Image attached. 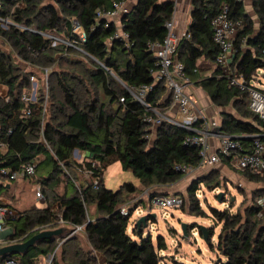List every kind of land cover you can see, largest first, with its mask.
Masks as SVG:
<instances>
[{"label":"trees","instance_id":"obj_1","mask_svg":"<svg viewBox=\"0 0 264 264\" xmlns=\"http://www.w3.org/2000/svg\"><path fill=\"white\" fill-rule=\"evenodd\" d=\"M125 1L0 0V40L8 47V51L0 50V85L7 88V95L0 96V142L4 144L0 169L13 172L41 157L35 176L44 199L43 208H30L11 222L13 234L8 239L26 236V241L44 230H62L60 238L42 240L24 254L6 256L0 262L10 258L19 264H40V258L56 249L51 264H165L160 256L166 249L163 237L158 236L153 244L150 236L143 238V226L139 231L133 226L131 238L129 216H122L120 208L145 189L178 183L183 174L174 167L195 169L200 158L195 146L185 144L194 132L166 122L152 129L143 122L146 110L126 90L150 86L146 103L163 111L168 107L164 85L153 80L157 63L151 47L165 38L164 23L173 17L174 3L137 0L119 22L128 36V47H124L120 39H112L115 25L104 27L105 21L96 12ZM222 5L227 6L229 18L243 21L232 41L235 53L230 67L248 87L264 92L257 78L259 72L264 74V0H252L256 22L245 13L241 0H190L189 37L179 42L176 58L190 84L221 109L220 133L238 138L247 150L251 137L258 135L264 144V121L249 110L248 92L229 87L217 66L204 75L216 65L218 47L212 39L211 19ZM2 20L7 21L6 28ZM72 23L85 34L84 42ZM46 35L67 40L78 49L63 44L52 47ZM22 66L38 69L42 78L47 71V92L42 83L25 118L21 95L29 92L33 75ZM74 151L82 155L80 161L73 158ZM115 163L130 172L141 188L124 183L117 190L106 189L102 175ZM220 164L235 169L229 159ZM84 169L91 172L89 178L83 176ZM242 176L264 184V173L242 172ZM94 179H100L97 189L92 188ZM209 183L205 176L193 179L186 199L179 195L182 210L206 217L195 193ZM214 183L217 187L218 182ZM259 201H264V190L242 211L208 207L212 226L206 228L205 244L215 254L211 264H264V206ZM134 204L145 207L147 200ZM91 207L93 216L88 212ZM145 216L146 226L154 217ZM76 226H82L87 248L78 234L70 235ZM193 229L202 239L200 226L185 224L187 235ZM59 240L63 242L57 247Z\"/></svg>","mask_w":264,"mask_h":264},{"label":"built area","instance_id":"obj_2","mask_svg":"<svg viewBox=\"0 0 264 264\" xmlns=\"http://www.w3.org/2000/svg\"><path fill=\"white\" fill-rule=\"evenodd\" d=\"M125 13H127L125 2H113L111 4V9L105 12L97 11L96 16L105 21L104 27H107L109 24H114L117 30L112 39H120L124 47H128V36L121 31V26L118 23L119 17L123 16ZM2 22L1 26L6 27L8 24L7 21L2 20ZM72 25L73 31L77 34L80 42H84L85 34L79 30L77 23H72ZM242 27L243 21L241 19L229 18L227 15V6H220L217 14L211 19L212 39L218 47L215 64L220 68L221 75L227 79L229 87H235L240 91L248 92L249 110L264 121V92L253 87H248L245 81L241 77L236 76L230 67L231 60L235 53L232 41ZM164 28L166 30L165 38L159 45H154L151 48L153 50V57L157 63V70L153 74V80L155 83L161 82L164 85L169 98L168 107L163 111L160 107L149 106L146 103L145 98L151 90L150 86L143 85L137 88L126 89L127 93L146 110L147 115L143 118V122L148 124L152 129L166 122L194 132V136L185 139V144L197 148L200 163L195 169L185 165H176L174 167L175 170L183 174V177L203 166L217 165L222 159H229L230 164L241 173L246 172L252 175H262L264 173V144L260 141L258 135L251 137L253 139L252 144L249 149L245 150L239 143L238 138L222 135L221 133L213 134V129L219 126L214 120L204 119L195 115L193 112L195 109L193 98L187 92L190 80L184 73L183 64L176 58V50L179 42L183 38H188L189 36L186 31L180 32L179 34L176 33L173 19L165 22ZM46 36L51 41L52 47L57 44H63L66 47L78 49L67 40L53 35ZM262 54L264 55V50ZM105 71L110 73L107 69H105ZM43 74V88L46 93L47 71L44 70ZM29 81L31 84L29 92L22 93L21 95V101L24 104L22 112L23 118L31 114L32 110L30 105L35 103L36 100V82L34 77L30 76ZM120 102H123V99H120ZM197 122L200 123L198 126ZM211 137H215L217 140V146L214 148V152L211 151L209 142ZM3 145L4 144L0 142V147H3ZM44 145L45 148L49 150V147L46 144ZM73 155H77V151L76 154L73 153ZM39 161L40 157H36L13 172L0 169V177H3L0 183L5 184V182H13L20 179L32 180L35 177L36 166ZM93 165L94 163H92V166ZM82 174L85 178H89L91 172L84 169ZM99 185L100 179H94L92 181L93 189H97ZM34 192V196L37 200H43L42 192L38 185L35 187ZM146 200L147 204L145 207L142 206L139 208V205L134 207L132 205L122 206L120 208V214L124 217H128L131 212L134 211L137 213L139 210L137 214L146 213L145 215H147L153 208H179L182 204V198L175 194H148L146 195ZM259 203L264 206V201H259ZM18 217H22V213H18L10 207L0 205V245H11L24 242L26 236L14 238L13 240L8 239L9 234H13V231L12 228L7 226V223L9 221H15ZM58 222L61 225L63 224L61 217H59ZM132 227L129 229L131 230ZM82 232V226H76L72 229L70 235L80 234ZM4 234L7 236L5 239H2V235ZM62 242L63 240H59L57 242V247ZM55 250L53 253L42 258V264H51ZM0 264L19 263L14 259L7 258L0 262Z\"/></svg>","mask_w":264,"mask_h":264},{"label":"rangeland","instance_id":"obj_3","mask_svg":"<svg viewBox=\"0 0 264 264\" xmlns=\"http://www.w3.org/2000/svg\"><path fill=\"white\" fill-rule=\"evenodd\" d=\"M22 69L32 73L36 82L35 89H40L41 84H44V77L42 78L39 70L28 66H22ZM257 78L263 83L261 88L264 89V74H260L259 72ZM192 98L195 104L197 99L195 96H192ZM203 102L204 99H202V103H199V105L203 106ZM214 118L217 119V117ZM77 155H80V153L77 152ZM75 160L79 161L80 158H75ZM115 167L116 165L109 166L104 173V186L106 189L114 191L117 190L121 184H135L136 180L130 172L123 171V173L118 174L120 171L117 172ZM204 176L206 178L208 177L210 186L207 187L203 184L199 186L195 193V197L198 199L200 207L206 212V217L200 218L190 215L187 210L184 211L181 207L164 209L153 208L148 212V214H154V220H148L147 225L143 226L142 235L143 238L150 236L153 244H155L158 236L163 237L166 249L160 252V256L165 264H211L215 259V254L207 248L206 244L196 233V230H190L189 235L185 238L182 235L180 225L183 223L186 225L194 224L205 228L211 227L212 220L210 219L208 207L211 206L218 210L229 209L230 212H235L238 209L242 211L253 201L254 196L257 197V193L264 190L263 183L248 181L242 176L241 172L223 166L222 164L198 168L192 173L184 176L178 183L166 188L169 189L168 192L170 194H177L186 199V191L191 185L192 180ZM36 180L37 177L35 176L32 181L18 180L16 184L10 183L12 186H17L5 192L2 195L1 202L16 209L18 213H23L30 209L33 204H36V207H40L39 202H43L44 199L36 200L34 196V189L37 186ZM214 181L218 182L217 187H215L216 184ZM151 193H154L152 189L143 190L141 194L130 201V205L133 207L136 206L134 203L139 199L146 200V195ZM19 202L20 205H18ZM141 207L142 205H139V208ZM137 213L133 211L129 215L127 222L128 229L133 226L141 215L146 214ZM7 226L11 228V222H9ZM218 228L219 227L215 228V235L218 232ZM127 234L131 238H134L130 229L127 230ZM78 237L83 247L87 248V245L84 243V238L80 235H78ZM214 240L215 236L213 237V241Z\"/></svg>","mask_w":264,"mask_h":264},{"label":"crops","instance_id":"obj_4","mask_svg":"<svg viewBox=\"0 0 264 264\" xmlns=\"http://www.w3.org/2000/svg\"><path fill=\"white\" fill-rule=\"evenodd\" d=\"M172 1L174 3V14H173L172 19H173L175 31H176L177 34H179L180 32L186 31V28H187V26H188V24L190 22V0H172ZM241 1L243 3L245 13L248 14L256 22V17L253 14L252 9H251L252 0H241ZM136 2H137V0H126L125 1V7H126L127 12L130 11V9L136 4ZM121 17L122 16L119 17V20H118L119 22H120ZM118 21H116V22H118ZM0 50L8 51V47L5 46L2 43L1 40H0ZM214 67H216V65L212 66L211 69L206 71L204 75H210L212 73V68H214ZM187 92L191 95V97L195 96V98L197 99L195 104H194L195 105V109L193 111L195 113V115L199 116L201 118H204V119L214 120L217 123V125L218 124L220 125L221 109L213 106L209 102V100L207 98V95H205V93L200 88L194 86L193 84H190L187 87ZM6 95H7V88L5 86H3V85H0V96L1 97H5ZM202 99H204L203 106L199 105V103H202ZM214 117H217V119L214 118ZM209 142H210V145H211V151L214 152V148L217 146L216 138L215 137H211ZM73 158L74 159L75 158L76 159L82 158V155L81 154L80 155H75V156H73ZM113 165H116L115 168H116L117 172L120 171L118 174L123 173V171H122V169L120 167V164L115 163ZM217 165H219V164H217ZM105 171H104V173H105ZM104 173H103V186H104ZM20 180H28V179H20ZM17 181L18 180L13 181V182H5V184L0 183V187H2V188H0V204L5 205V204H3L1 202L2 201V195L5 192H7L8 190H10L11 188H14V186H17V185L12 186L10 184V183H15L16 184ZM133 185L136 186L138 189L141 188L137 181ZM152 190H153L154 193L160 194V195L170 194L168 192L169 189L166 188V187L165 188L164 187H155V188H152ZM175 195H177V194H175ZM39 204H40V207H36V204H33L31 206V209L32 208L33 209H39V208H43L44 207V201L43 202H39ZM18 205H20V202L18 203ZM5 206L10 207L9 205H5ZM10 208H12V207H10ZM12 209H14V208H12ZM14 210L16 211V209H14ZM88 211H89L90 215H92V216L94 215V208L91 207V208L88 209ZM9 222L7 224H9ZM11 234H9V237L11 236ZM78 235H80V236H82V238H84L82 233H80ZM6 236L7 235H5V234L2 235V239H5ZM5 245H7V244L0 245V247H3ZM41 261H42V258L39 259V262H41Z\"/></svg>","mask_w":264,"mask_h":264},{"label":"water","instance_id":"obj_5","mask_svg":"<svg viewBox=\"0 0 264 264\" xmlns=\"http://www.w3.org/2000/svg\"><path fill=\"white\" fill-rule=\"evenodd\" d=\"M220 133V127H216L213 129V134ZM74 154H76V151H74ZM152 217H154V214H150ZM146 224V216L142 215L140 216L134 223V226L139 231L141 229V226H145ZM180 229L182 232V235L186 238L187 234L185 231V224L180 225ZM200 229L203 233L202 241L206 243V228L200 226ZM62 233V230L60 228L54 229V230H44L41 231L33 236H31L29 239L22 243L17 244H11V245H5L3 247H0V258L4 259L6 256L9 255H22L24 254L29 248L35 246L36 243L46 240V239H55L60 238Z\"/></svg>","mask_w":264,"mask_h":264}]
</instances>
